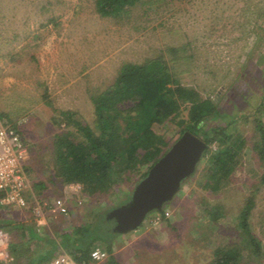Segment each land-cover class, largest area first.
I'll list each match as a JSON object with an SVG mask.
<instances>
[{
  "label": "rangeland",
  "instance_id": "obj_1",
  "mask_svg": "<svg viewBox=\"0 0 264 264\" xmlns=\"http://www.w3.org/2000/svg\"><path fill=\"white\" fill-rule=\"evenodd\" d=\"M251 49L255 56L249 58ZM157 57L168 62L184 84L220 101L231 114L243 113L235 128L247 144L240 166L219 193L212 192L203 175L209 153L165 204L169 220H158L152 212L137 229L115 235L113 223L101 215L133 193L139 173L124 178L120 192L85 195L55 176L53 142L56 134L75 131L63 111L94 126L92 96L114 83L124 62ZM248 61L251 72L244 79L258 88V82L264 83V0H163L139 5L122 18L100 16L95 0H0V115L28 146L31 187L41 180L48 184L42 196L35 191L33 196L43 203L61 198L69 206L67 215L44 209L46 223L39 225L32 206H10L4 213L0 204V211L12 220L8 230L19 235L17 224L33 225L60 242L59 232L72 234L75 225H93L94 233L102 236L94 248L114 245L108 258L97 264H210L218 247H243L239 213L254 194L250 224L264 249V169L253 148L256 113H263L264 121V107L260 110L259 99L246 92L238 76ZM182 114L187 116V110ZM182 128L176 120L156 126V131L172 145ZM216 146L211 144L213 151ZM215 204L223 207L217 221L207 211ZM30 240L35 250L50 245ZM243 252L240 264H251L249 253Z\"/></svg>",
  "mask_w": 264,
  "mask_h": 264
},
{
  "label": "trees",
  "instance_id": "obj_2",
  "mask_svg": "<svg viewBox=\"0 0 264 264\" xmlns=\"http://www.w3.org/2000/svg\"><path fill=\"white\" fill-rule=\"evenodd\" d=\"M159 1L163 0H95V7L102 17L122 18L129 16L133 8L139 5ZM253 50H249V58L255 56L252 52L256 50ZM249 65V61L243 65L238 76L244 80L246 92L259 99L261 110L264 107V83L258 82L256 88L250 80L244 79L251 72ZM92 100L96 110L94 126L85 124L78 118L74 119L75 113L71 111H63L62 115L69 119V125L72 124L75 131L56 134L52 151L55 176L65 186L79 184L81 192L85 195L95 197L120 192L124 178L133 173H139L138 182L145 178L151 167L172 146L156 131V126H163L169 121L177 120L183 127L175 141L185 131H190L206 142L207 149L203 158L209 153L212 156L206 161L203 175L213 193L222 190L241 164L247 138L236 132L235 124L243 113L231 114L220 101L184 84L162 57L148 59L143 63L124 62L114 83L93 95ZM185 109L187 116L182 114ZM262 114L259 111L256 113L257 137L253 148L260 153L264 169ZM220 120H225V124H211ZM214 142L217 146L213 151L211 144ZM26 170L30 172L28 162ZM260 181L264 185V170ZM32 186L33 192H37L39 196L48 189L45 180L33 182ZM131 196L132 193L127 195L116 207L127 203ZM254 197V194L248 197L239 213L238 226L243 247L231 244L218 247L210 264H240L246 255L243 251L249 253L248 256L253 261L251 264H262V242L250 224ZM28 200L31 201L32 198L29 197ZM2 207L4 213L11 210L8 205ZM207 211L209 217L215 221L223 215V207L220 204L209 205ZM155 212L156 219L169 220L166 207ZM102 219L105 221V217ZM11 222L12 220L0 211V228L5 227L8 230L7 227L12 226ZM16 227L20 230L19 235L8 230L9 257L0 261V264H46L60 247L67 249L80 264H91L90 252L94 244L102 238L94 233L93 225L86 226L87 228L81 224L75 225L70 229L73 230L72 234L69 231L59 232L60 242L58 238L40 232L33 225L25 228V225L17 224ZM117 233L113 231V234ZM29 240H39L50 245L43 251L35 250L31 248ZM106 247L112 253L114 245L109 242Z\"/></svg>",
  "mask_w": 264,
  "mask_h": 264
},
{
  "label": "water",
  "instance_id": "obj_3",
  "mask_svg": "<svg viewBox=\"0 0 264 264\" xmlns=\"http://www.w3.org/2000/svg\"><path fill=\"white\" fill-rule=\"evenodd\" d=\"M206 149L205 141L185 131L136 185L131 199L110 211L108 217L116 220L114 232L135 230L149 213L161 211L195 173Z\"/></svg>",
  "mask_w": 264,
  "mask_h": 264
},
{
  "label": "built area",
  "instance_id": "obj_4",
  "mask_svg": "<svg viewBox=\"0 0 264 264\" xmlns=\"http://www.w3.org/2000/svg\"><path fill=\"white\" fill-rule=\"evenodd\" d=\"M29 159L28 146L19 130L4 122L0 115V204L32 210L38 221L45 219L44 209L55 215H67L69 206L64 199L57 198L51 203H43L33 196L26 164ZM81 189L79 184H75ZM31 193V195H30ZM30 197L31 201L28 200ZM99 250L102 259H93L92 253ZM109 256L107 247H95L90 252L91 263H101ZM9 257V233L5 227L0 228V261ZM50 264H80L73 255L63 253L56 256Z\"/></svg>",
  "mask_w": 264,
  "mask_h": 264
},
{
  "label": "crops",
  "instance_id": "obj_5",
  "mask_svg": "<svg viewBox=\"0 0 264 264\" xmlns=\"http://www.w3.org/2000/svg\"><path fill=\"white\" fill-rule=\"evenodd\" d=\"M69 186H74V187H76V185L75 184H72V185H69ZM66 187V186H65ZM76 189H77V187H76ZM37 219V218H36ZM38 223H39V225H45L44 223H46V219H43V220H41V221H38ZM61 249H59V251H60V253H59V251L56 253V254H53V258H51L50 259V261L49 262H47L46 264H50V262L57 256V255H60V254H63V253H69V254H71L67 249H65L64 247H60ZM92 264V263H91Z\"/></svg>",
  "mask_w": 264,
  "mask_h": 264
},
{
  "label": "flooded vegetation",
  "instance_id": "obj_6",
  "mask_svg": "<svg viewBox=\"0 0 264 264\" xmlns=\"http://www.w3.org/2000/svg\"><path fill=\"white\" fill-rule=\"evenodd\" d=\"M125 204V203H124ZM123 205V204H122ZM121 206V205H120ZM119 207V206H118ZM114 209V208H113ZM113 209H111V210H113ZM111 210H109L107 213H105V214H103V215H101V216H103V217H105V221L107 222V224H109V223H113V227L111 228V230L112 231H114V227H115V225H116V220L114 219V218H109L108 216H109V213H110V211Z\"/></svg>",
  "mask_w": 264,
  "mask_h": 264
},
{
  "label": "clouds",
  "instance_id": "obj_7",
  "mask_svg": "<svg viewBox=\"0 0 264 264\" xmlns=\"http://www.w3.org/2000/svg\"><path fill=\"white\" fill-rule=\"evenodd\" d=\"M92 257H93V259H102L103 254L99 250H97V251L92 253Z\"/></svg>",
  "mask_w": 264,
  "mask_h": 264
}]
</instances>
